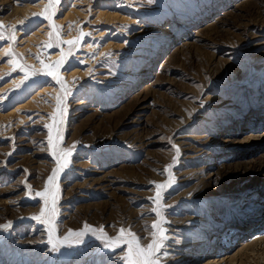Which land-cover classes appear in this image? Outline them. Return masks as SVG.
Instances as JSON below:
<instances>
[{
  "label": "rangeland",
  "instance_id": "rangeland-1",
  "mask_svg": "<svg viewBox=\"0 0 264 264\" xmlns=\"http://www.w3.org/2000/svg\"><path fill=\"white\" fill-rule=\"evenodd\" d=\"M47 5L0 0L16 37L0 40V264H126L105 238L147 247L161 217L157 264H264V0H60L45 19ZM62 58L66 96L25 79ZM57 96L72 152L53 214L35 194L57 167Z\"/></svg>",
  "mask_w": 264,
  "mask_h": 264
},
{
  "label": "snow or ice",
  "instance_id": "snow-or-ice-1",
  "mask_svg": "<svg viewBox=\"0 0 264 264\" xmlns=\"http://www.w3.org/2000/svg\"><path fill=\"white\" fill-rule=\"evenodd\" d=\"M60 0H48V5L44 10V18L50 19V17L55 15V6L59 4ZM149 2H153V0H149ZM51 27L53 28L54 32L59 33V29L56 28L55 24H52ZM12 35L8 36L6 35L4 25L0 24V40H9L11 43L15 42V29H12ZM51 35V34H50ZM83 37V33H81V38ZM70 46L77 45L78 41H68L67 42ZM47 47H52L53 45L50 43L46 45ZM71 54V50H70ZM11 59L8 61V63L12 64L13 70H16V68H20L23 70V66L19 64L18 60L15 58L14 52L11 50L6 53ZM39 59V57H37ZM65 63V59H61L60 61H57L55 65H48L44 64V62L41 60L42 64V73H29L25 71V79H28L30 75H39L44 74L47 76H51L53 79L56 80L58 84L61 85L62 90L65 92V96L68 93V90L64 86V82L59 74V69L63 66ZM65 96H57V104H56V111L60 116L59 121L57 120L56 115H53L50 117L53 120V125L49 126L46 125V127L49 128V138H48V146L51 149L53 158L57 164V167L52 171L51 175L48 177V181L45 185V190L42 192H37L35 195L39 196L43 199H45V207L47 209V197L51 195V208L49 211L51 213H55V206H56V196L55 192L50 190L49 186H56L57 177L59 173L67 166V164L70 162V155L72 152V148H63L60 147L62 144V137L60 136L59 132V124L63 122V115L64 111L66 109L63 108V102L65 99ZM55 128L56 135L53 137L52 129ZM178 151V150H177ZM164 185H157V188H164ZM153 202L155 204H160L162 200L161 192L157 191L156 196L152 198ZM157 216L161 217V213L157 211ZM45 217V209L41 210V213L39 216L32 217L33 219L39 220L40 222H44ZM162 223H167L166 220H163L161 217V220L159 222H154L150 226V230H152L153 240L151 243L147 245V247L143 246L141 243V238L138 237L134 232H132L130 229H120V235L117 236L114 240L105 238V246L106 247H116V246H126V256L125 261L126 264H157L158 256L157 253L159 250L163 247V241L166 239V236L164 234V229L162 227ZM11 225H3L0 226V228H3V230H7L10 228ZM87 228V226H85ZM70 235H72L70 233ZM84 233L77 234V239L74 241L75 243H79L80 239L79 237L83 236ZM67 240V238H65ZM50 243H52L51 239V232H50ZM71 247L72 244L69 243L67 245L65 244H53V251H58L60 247Z\"/></svg>",
  "mask_w": 264,
  "mask_h": 264
},
{
  "label": "bare ground",
  "instance_id": "bare-ground-1",
  "mask_svg": "<svg viewBox=\"0 0 264 264\" xmlns=\"http://www.w3.org/2000/svg\"><path fill=\"white\" fill-rule=\"evenodd\" d=\"M58 177H60V175H58ZM57 190H58V185L56 184V186L54 187L53 191L56 193ZM51 227H52L53 236L56 237V230H55V228H54L53 225ZM95 237L101 239V238H105L106 236H103L101 234H98Z\"/></svg>",
  "mask_w": 264,
  "mask_h": 264
}]
</instances>
